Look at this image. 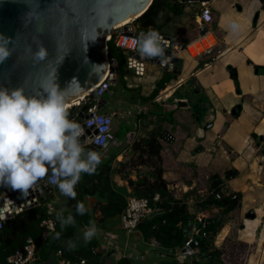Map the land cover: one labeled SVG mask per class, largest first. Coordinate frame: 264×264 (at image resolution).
I'll list each match as a JSON object with an SVG mask.
<instances>
[{
  "label": "crops",
  "instance_id": "obj_1",
  "mask_svg": "<svg viewBox=\"0 0 264 264\" xmlns=\"http://www.w3.org/2000/svg\"><path fill=\"white\" fill-rule=\"evenodd\" d=\"M186 4L193 5L189 8ZM208 6L212 17L206 23L207 30L204 33L198 34L194 23V18L201 9L200 3H185L183 14L178 16L185 15L183 21L186 30H182L183 26L179 27L175 38L186 45L175 57L182 58L183 65L181 73L175 74L176 79L167 84L163 93L170 97L177 89L178 94L185 96L182 101L185 104L174 107V102L181 100L172 97L156 100L160 92L153 99H147L162 74L171 72L168 68L146 63L142 74H135L127 69L122 83L119 82L117 70L115 83L103 94L102 99H96L92 95L85 98L87 106L100 104L97 110L99 114H115L114 140L105 148L93 144L83 146L85 151L98 150L100 164L112 159L111 167L114 170L125 164L127 159L137 156L132 148L135 142L151 131L167 129L174 135V141L169 144L162 142L160 154L163 178L168 190L176 198L186 199L188 203L194 202L193 194L203 196L204 190L209 187V176L217 174L222 181L221 190L224 193L240 192L242 195L240 206L230 213L239 210L246 215L249 209H254L256 213L251 211L255 213V218L246 217L247 221L257 220L256 214L260 212V222L263 220L264 223V70L255 69V66H264V0H213ZM233 24L236 25L235 28L232 27ZM188 25L192 26L191 30ZM210 35L215 39L213 46L191 57L188 52L189 44ZM229 67L236 70L238 90L230 77ZM190 79L198 86L200 96L206 99L203 105L207 107V111L200 123L193 119L187 102L189 97L186 98L191 86ZM190 101L193 102L194 98L191 97ZM237 105L240 108L233 115L231 111ZM182 109L187 111L189 124L180 115L176 117ZM169 113H172L171 120L167 116ZM128 133L131 137H128ZM147 165L136 166L144 168L139 173L152 170ZM228 169L237 170V176L225 179L224 172ZM136 170L126 167L112 175L114 186L125 190V201L131 192L127 179H136ZM231 183L235 185L234 188L227 187ZM44 186L40 184L42 189ZM54 198L56 197L52 199ZM95 202L94 197L88 198L87 207L98 218L100 214L94 208ZM115 217L120 222V214L105 219L103 225L94 221L98 236L95 234L91 240L97 241L102 264L117 262L111 251L104 253L103 238L109 235L114 237L116 248L127 237L116 231L108 233L107 222ZM256 224L258 226L260 223ZM91 227L92 223L85 229L81 227L82 235L77 237H84V232ZM137 234L141 235L140 231ZM49 236L52 237V234ZM74 237L76 236L62 240V244L75 245ZM80 245L83 244L79 243L75 247ZM47 252L44 255L41 250H36L32 264H58L59 256L56 251L49 249ZM165 255L153 251L147 259L131 264H159V261H164ZM187 260L188 257L185 262ZM259 264L264 263L260 261Z\"/></svg>",
  "mask_w": 264,
  "mask_h": 264
},
{
  "label": "trees",
  "instance_id": "obj_2",
  "mask_svg": "<svg viewBox=\"0 0 264 264\" xmlns=\"http://www.w3.org/2000/svg\"><path fill=\"white\" fill-rule=\"evenodd\" d=\"M185 3L179 0H152L147 10L133 20V24L138 29L147 31L150 27L156 30L160 35H165L164 28L172 22L176 17L181 16L184 12ZM166 36V35H165ZM177 42V41H176ZM179 43V42H177ZM194 43V42H193ZM185 46V43H180ZM190 45V44H189ZM108 57L114 58L118 65L119 82H123V76L127 72L126 55L119 50L112 41L107 42ZM255 69L264 70V66H255ZM230 77L233 80L236 89L238 90L237 74L233 67H229ZM176 75L172 72H164L161 78L156 81L154 87L147 97L153 99ZM190 89L187 93V102L190 104L191 115L193 119L200 123L203 115L207 111V107L203 105L206 102L204 97L200 96L199 88L190 79ZM164 91V90H163ZM196 91V92H195ZM172 98L176 100H185L184 95L178 94L177 89L173 92ZM169 97V98H170ZM191 97L194 101H190ZM72 110H68L71 113ZM171 120L172 113L168 115ZM116 137V136H115ZM119 137V136H118ZM117 138V137H116ZM174 141V135L167 129L151 131L146 137L141 138L133 144V151L137 155V162L131 159V165L123 164L122 168L129 167V170H136L138 165L148 164L152 170L146 171L143 174L136 172V179H131L126 175L127 183L131 187V193L145 197L149 200L151 206L158 208L160 211L155 212L150 217L145 218L139 226V231L144 240L155 238L160 245L166 250H172L185 239V230L189 224L194 223L198 228L202 225V231L208 234L207 238H199L198 245L195 248V253L199 258V262L205 264H220V251L211 248L214 237L216 244L221 243L225 237L224 217L235 208L240 206L242 195L240 192L224 193L221 190V179L217 174L209 176L208 194L201 200L196 202V207L202 211L208 207L218 208L219 214L205 217L203 221L195 218L191 213L188 202L183 198H176L167 188V182L163 178V168L161 159L162 142L167 144ZM98 152V150L94 149ZM111 160L107 159L99 164L96 171L92 174L81 173L80 180L75 186V199L65 196L64 208L53 210L49 213L48 203L54 197V193H59V189L53 185H45L41 194L38 195V204L17 213L14 217L6 219L2 223L0 229V264H8L6 258L20 249L27 237H32L35 241L36 250H41L44 255H47L50 250L57 251L60 249L63 256L76 258H87L88 264H102L100 260V252H91V248L96 246V240H90L79 247H70L62 244V240L72 238L78 228L88 226L91 222H96L103 225L105 219L114 217L122 213L125 208V190L116 188L112 181L113 173H119L122 169L111 167ZM238 174L235 169H228L224 172V178L230 179ZM42 185V184H41ZM19 194L22 191L13 190L8 186L0 185V205L3 198L9 196V193ZM219 193L220 197L216 198L215 194ZM159 196V200L154 202L153 196ZM94 197L96 199L95 209L99 212L100 217H94L89 212L87 207V199ZM82 202L87 211L80 215L76 212L77 202ZM59 215V219L57 218ZM71 215L74 218V223L68 222V217ZM52 217L55 221V231L52 237L46 240L41 239L42 230L39 226L42 219ZM63 222V227L61 226ZM59 233V238L56 234ZM164 261H159V264H176L177 261L172 254H166ZM115 264H131L129 259L123 258L117 260ZM181 264H189L183 262Z\"/></svg>",
  "mask_w": 264,
  "mask_h": 264
},
{
  "label": "water",
  "instance_id": "obj_3",
  "mask_svg": "<svg viewBox=\"0 0 264 264\" xmlns=\"http://www.w3.org/2000/svg\"><path fill=\"white\" fill-rule=\"evenodd\" d=\"M179 1L204 3V0ZM151 2L152 0H0V47L10 53L0 63V86L19 87L30 96L44 95L55 86L63 93L66 103L96 86L108 71L114 84L118 65L114 58L108 57L106 38L114 25L129 18L136 19L147 10ZM163 42L167 52L163 62L144 59L137 53H128L137 60L134 64L137 69L143 71L144 64L154 63L168 68L173 74L181 73L183 59L173 55V44L168 39ZM41 49L45 51L44 57L39 56ZM82 100L77 105L70 106L71 109L68 107L72 110L68 113V119L76 121L84 129L83 120L89 110ZM178 104L183 106L185 103L178 101ZM239 108L237 105L231 113L236 114V109ZM90 129H85V133L88 134ZM259 138L263 139V136ZM80 139L83 142L84 137ZM34 198L33 191L28 189L14 198L8 196L7 200L14 201L12 212H15L17 207L31 208L32 205L29 206L28 203L34 202ZM246 217L253 219L255 213L249 211ZM0 218H3L1 207ZM198 242L194 239L191 247L195 248ZM188 250L184 248L183 252Z\"/></svg>",
  "mask_w": 264,
  "mask_h": 264
},
{
  "label": "clouds",
  "instance_id": "obj_4",
  "mask_svg": "<svg viewBox=\"0 0 264 264\" xmlns=\"http://www.w3.org/2000/svg\"><path fill=\"white\" fill-rule=\"evenodd\" d=\"M134 44L137 55L144 59L163 62L167 57L162 37L151 27L135 37ZM9 55L0 47V63ZM44 55L41 49L39 56ZM92 122L100 133L93 142L103 144L109 121L93 117ZM83 135L81 125L68 119L64 95L57 87L44 95L30 96L22 88L0 86V185L23 192L38 179L48 176L49 182L63 195L75 199V186L81 173H94L101 162L98 152L85 151L80 139ZM75 207L80 215L87 211L82 202L78 201ZM68 222H75L71 215ZM91 223L92 227L84 232L85 242L96 234L95 224Z\"/></svg>",
  "mask_w": 264,
  "mask_h": 264
},
{
  "label": "built area",
  "instance_id": "obj_5",
  "mask_svg": "<svg viewBox=\"0 0 264 264\" xmlns=\"http://www.w3.org/2000/svg\"><path fill=\"white\" fill-rule=\"evenodd\" d=\"M211 1L213 0H204L203 4L199 1H188L187 2V3L198 2L201 5V9L199 13L194 18L195 27L197 29L198 34L206 32L207 30L206 23L211 21V17H212L211 9L208 6ZM143 32H146V31L143 29H138L133 24V21H131L130 23L126 25L113 27L106 38L107 42L112 41L115 47H117L119 50H121L126 55V68L130 70L131 72H134L135 74H140V73L142 74L143 71H141L140 69H137V67L134 65L137 63V60L132 58L130 55H128V53H137L135 50L134 38ZM160 36L164 38L163 41L168 39L169 42L173 44L172 52L174 56L176 55L177 52H179L185 47L182 44L177 43L174 37H169L165 35H160ZM109 59H113V58H109ZM109 68H110V65H109ZM111 85H112V82L110 80L109 71H108L103 77V79L90 91V93L87 96L92 95L96 99H100ZM165 89L166 87L160 91V93L156 97V100L167 99L169 97L168 95L163 93V90ZM85 98L82 100V103L86 102ZM97 105H99L100 107V104H96V103L93 104L92 106L86 105L88 107L89 112H88V115L83 120L84 130L89 129V128L91 129L88 134L85 133L84 131V135L81 136V137H84L82 144L83 145L93 144V145L99 146L100 148H105L107 147L108 144L112 143V140H114L115 134H114L113 119H114L115 114L111 112L107 114H99L97 111L98 110ZM178 105H179L178 101H175L174 107H177ZM68 110L69 108L67 109V111ZM93 117H103L105 120L109 121V123L106 125L108 130L103 133V136L105 138L103 144H97L93 142L94 137L100 134L99 129L96 127V124L92 122ZM128 137H131L129 136V133H128ZM50 175H51V172L49 173V176ZM40 184H42V186L52 185L48 180V176L38 179L36 181V184L33 185L31 188H29L33 191L35 195V198L33 200L34 202L32 203L29 202L28 203L29 206L32 205L33 207L38 204V195L41 194ZM9 196H12L14 198L15 196H17V194H12L11 192L9 193ZM7 197L8 196L3 198V201L0 205L1 208L7 202ZM215 197L219 198L220 194L216 193ZM158 200H159V196L157 194L154 195L153 201L156 202ZM13 204H14V201H13ZM12 207L2 212L3 218H0V229L2 228V223L4 220L10 219L14 217L20 211L25 210L23 209L24 207L22 208L17 207L15 212H12V209H13ZM53 210H54L53 207L49 206V213H51ZM159 211L160 210L158 208H155L150 205L149 200L147 198L136 196L130 192L126 199L125 208L120 214V226L126 233L127 237L126 239L121 240L118 243V247L114 248V245H117L116 239H114V237L110 235L109 237L105 236L103 238V241L105 244L104 253H107V251H111L116 260L126 258L134 263L135 261H143L147 259L151 252L156 251V253L158 252L160 253V255L172 254L173 257H175L177 261L176 264H181L185 262V258L187 257L189 258V260H187L189 264H205V262L204 263L199 262V258L197 257L195 253L196 247L195 248L191 247L194 239H197L199 241V238L208 237V234L205 231L201 230L203 225L200 228H198L195 222L189 224V226L185 230V239L183 240V242L169 251L163 248L155 238H149L147 240H144L142 238V235L137 234V232L139 231V226L142 223V221L145 218H147L149 214L153 212L157 213ZM200 219L201 221H203V218H200V216H198V220ZM39 226L42 230V233H41L42 240H46L49 237V235H51V233L55 231V221L52 217H47L45 219H42ZM132 234H135V237H130V235ZM217 236L218 234L215 236L213 243H212L216 247H218V244L215 243ZM138 245L142 247L144 246V249L139 250ZM184 248H187L189 250L186 252H183ZM96 251H100L98 247L94 246L91 248L92 253ZM56 254L59 256L58 264H88L87 258L77 256L76 258L73 259L71 257H66V256H63V253L60 249L56 251ZM35 257H36L35 241L32 237H27L22 247L16 250L14 253H12L10 256H8L6 258V262L8 264H32L33 261L35 260ZM152 264H154V262H152Z\"/></svg>",
  "mask_w": 264,
  "mask_h": 264
},
{
  "label": "rangeland",
  "instance_id": "obj_6",
  "mask_svg": "<svg viewBox=\"0 0 264 264\" xmlns=\"http://www.w3.org/2000/svg\"><path fill=\"white\" fill-rule=\"evenodd\" d=\"M186 5H188L189 8H191L193 4L192 5L186 4ZM186 15L190 16L189 13H186ZM184 17L185 15L182 17H176L172 22L167 24L164 28L165 35L175 38V35L178 32L179 27L183 26L182 30H186V28L184 27L185 22L183 21ZM188 28L191 30L192 26L188 25ZM175 40L177 41L176 38ZM186 113L187 111L182 109V111H179L178 114H176V117L180 115L184 120H186V123L189 124L188 122L189 118L186 115ZM131 159L134 162L138 161V158L132 157V158L127 159L124 163L131 165V162H132ZM122 165L123 164H121L119 167L120 169L123 170L124 168H122ZM135 169H137V171L139 172L140 170L144 168L136 167ZM140 173L143 174L144 172H140ZM229 186L230 188H234L235 185L231 183L227 185V187ZM208 192H209L208 189L204 190L203 196H198L197 194L194 195L192 192L193 194L192 199L194 202L188 203V207L191 213L195 215V218H198V216L201 214L205 215L206 217L219 214V210L216 211L212 207H208L202 211H199L197 209L196 202L200 198L208 194ZM54 195H55L54 197L56 198L51 199L48 205L52 206L53 209L55 210L63 209L65 195H63L61 192L59 193L55 192ZM251 210L255 212L254 209H249L247 213ZM257 213H258L256 214L257 220H254V221H247L245 213L239 210H235L234 212L226 215L223 218L224 226H226L225 227V231H226L225 237L221 241V243L218 244V247H216L214 244H212L211 246V248L218 249L220 251V264H259L260 261L264 263V223H263V220L262 222H260V215H261L260 212H257ZM256 223H260V224H258L257 226ZM107 224H109V227H107V231L109 234H112V231H116L119 234L126 235V233L120 226L118 217H115L113 220L107 222ZM256 226L258 228H256ZM82 227L84 229L86 228V226H82ZM97 234L98 233H96V236H98ZM74 235L76 236L74 237L75 240L73 241L75 245H79V243L84 245L86 243L84 241V237H81V239L77 237L78 235H82V231L80 228L76 230ZM134 235L135 234H132L130 235V237H133ZM138 249L143 250L144 246L142 247L138 245Z\"/></svg>",
  "mask_w": 264,
  "mask_h": 264
},
{
  "label": "bare ground",
  "instance_id": "obj_7",
  "mask_svg": "<svg viewBox=\"0 0 264 264\" xmlns=\"http://www.w3.org/2000/svg\"><path fill=\"white\" fill-rule=\"evenodd\" d=\"M133 20H134L133 18L126 19L124 21H121V22L117 23L116 25H114V27L115 26L126 25V24L130 23ZM214 42H215L214 37L212 35H210V36H207L206 38H204V39H202L200 41H197L195 43L190 44L189 49H188L189 55L191 57H195L196 55H198L202 51H205V49H207L209 46H211V45L213 46ZM94 87H92L91 89H89L87 92L83 93L78 98H73L71 100H68L66 102L67 109H68V107H70L72 105L78 104L79 101H80V99H84L85 98V95L87 93H89V91H91ZM12 206H13V201L12 200H7V202L1 208V211L3 212L5 210H7V209H10Z\"/></svg>",
  "mask_w": 264,
  "mask_h": 264
},
{
  "label": "flooded vegetation",
  "instance_id": "obj_8",
  "mask_svg": "<svg viewBox=\"0 0 264 264\" xmlns=\"http://www.w3.org/2000/svg\"><path fill=\"white\" fill-rule=\"evenodd\" d=\"M263 151H264V149H263Z\"/></svg>",
  "mask_w": 264,
  "mask_h": 264
}]
</instances>
